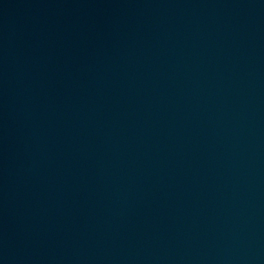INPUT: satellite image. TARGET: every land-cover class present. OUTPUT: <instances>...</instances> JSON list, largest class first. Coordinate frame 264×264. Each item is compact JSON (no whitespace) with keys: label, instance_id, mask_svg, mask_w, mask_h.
Returning a JSON list of instances; mask_svg holds the SVG:
<instances>
[{"label":"water","instance_id":"water-1","mask_svg":"<svg viewBox=\"0 0 264 264\" xmlns=\"http://www.w3.org/2000/svg\"><path fill=\"white\" fill-rule=\"evenodd\" d=\"M0 264H264V0H0Z\"/></svg>","mask_w":264,"mask_h":264}]
</instances>
